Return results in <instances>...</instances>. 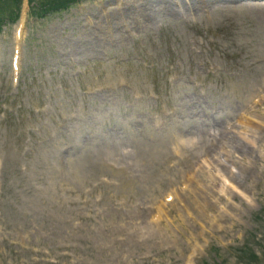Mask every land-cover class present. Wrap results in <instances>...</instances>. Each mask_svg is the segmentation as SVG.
Listing matches in <instances>:
<instances>
[{
  "label": "rangeland",
  "instance_id": "rangeland-1",
  "mask_svg": "<svg viewBox=\"0 0 264 264\" xmlns=\"http://www.w3.org/2000/svg\"><path fill=\"white\" fill-rule=\"evenodd\" d=\"M106 1L112 2L81 0L62 13L24 20L20 91L9 96L10 80L0 86V264H195L200 258L210 264H251L241 259L248 240L256 264H264L263 128L246 129L254 130L257 146L239 155L237 146H246L237 134L241 127L231 120L228 131L210 121L205 129L214 136H203L202 123L191 122L195 104L178 100L202 87L213 106L232 101L240 108L259 90L263 19L247 8L206 16L196 10L187 20L165 19L151 6L146 11L153 23L141 17L124 23L122 12L116 16L132 33L110 28L109 34L104 26L111 16L102 18L101 4H111ZM115 34H122L116 47ZM14 38L13 26L0 28L5 75ZM149 57L180 66L182 81L174 96L158 79L152 81ZM219 68L241 87L220 76L206 77ZM122 77L131 87L106 92ZM156 82L162 92L151 99L148 92ZM93 84L94 93H85ZM142 85L143 93L134 89ZM36 125L39 130L31 127ZM168 126L191 133L186 142L196 133L199 150L172 155L171 145L180 150V143L165 134ZM203 157L211 167L201 165L200 177L193 168ZM189 171L194 182L187 185L184 172ZM227 180L240 183L241 194ZM170 198V206L154 208ZM211 245L217 252L209 250Z\"/></svg>",
  "mask_w": 264,
  "mask_h": 264
},
{
  "label": "bare ground",
  "instance_id": "bare-ground-1",
  "mask_svg": "<svg viewBox=\"0 0 264 264\" xmlns=\"http://www.w3.org/2000/svg\"><path fill=\"white\" fill-rule=\"evenodd\" d=\"M197 1H199V0H197ZM118 2V0L115 2V5H116V3ZM198 3V2H197ZM146 5H151L152 7H154L155 6V4L152 2V0H146ZM197 6L203 11V10H208L209 9V7L208 6H206V4L203 2V3H200V4H197ZM250 8H253V9H256V10H258V11H260V13L262 14V12H264V6H260V5H256V6H251ZM169 9H170V6H169ZM113 12H115L117 15H119V11L117 10V9H114L113 10ZM170 12H173L171 9H170ZM144 15H146V13L144 12ZM148 16H149V14H148ZM147 16V17H148ZM262 17H263V20H264V16L262 15ZM102 18H103V16H102ZM149 19H150V17H149ZM115 20V19H114ZM99 21H101V20H99ZM116 25H117V23H116ZM108 26V25H107ZM249 145H252V146H257V144L255 143V142H253V141H250L249 142ZM202 175H204V174H202ZM213 182V181H212Z\"/></svg>",
  "mask_w": 264,
  "mask_h": 264
}]
</instances>
